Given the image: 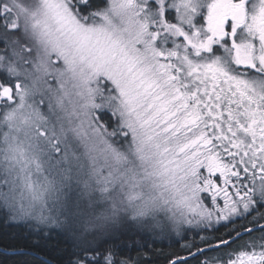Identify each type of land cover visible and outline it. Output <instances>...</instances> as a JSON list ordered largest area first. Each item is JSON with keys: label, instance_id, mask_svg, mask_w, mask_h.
Listing matches in <instances>:
<instances>
[{"label": "snow or ice", "instance_id": "snow-or-ice-1", "mask_svg": "<svg viewBox=\"0 0 264 264\" xmlns=\"http://www.w3.org/2000/svg\"><path fill=\"white\" fill-rule=\"evenodd\" d=\"M0 217L13 264H264V0H0Z\"/></svg>", "mask_w": 264, "mask_h": 264}, {"label": "trees", "instance_id": "trees-1", "mask_svg": "<svg viewBox=\"0 0 264 264\" xmlns=\"http://www.w3.org/2000/svg\"><path fill=\"white\" fill-rule=\"evenodd\" d=\"M223 230L221 229V232ZM20 233V228L10 226L6 219L0 217V249L3 250L0 252V261H3L4 264H13V258L6 255L10 251V249L6 248V245L14 242L13 238L17 237ZM52 235L54 239L45 242L51 255H47V252L41 253V255L45 259H50L52 264H60L59 257L65 253L68 245L64 243V237L55 232ZM211 235H214V233ZM254 235L259 234L255 233ZM31 239L36 240L37 238L32 237ZM176 241L174 236L156 234L149 236L147 234H135L133 231H128L126 235L121 237L118 243L124 247L125 256H131L133 260H139L140 264H165L163 259L164 255L171 252L183 254ZM144 245H147V247H144ZM209 255H216V253H210ZM191 264H195V262L193 261Z\"/></svg>", "mask_w": 264, "mask_h": 264}, {"label": "flooded vegetation", "instance_id": "flooded-vegetation-1", "mask_svg": "<svg viewBox=\"0 0 264 264\" xmlns=\"http://www.w3.org/2000/svg\"><path fill=\"white\" fill-rule=\"evenodd\" d=\"M241 223H242V222H241ZM222 230H223V229H222ZM223 231H225V229H224ZM223 231H222V232H223ZM211 234H213V233H208L209 236H210ZM256 234H259V233H256ZM188 235H189V238H192V237L194 236V233L189 232ZM175 239H176V240H179V237H175ZM183 243H185V241H183V240H179V246L182 245Z\"/></svg>", "mask_w": 264, "mask_h": 264}]
</instances>
